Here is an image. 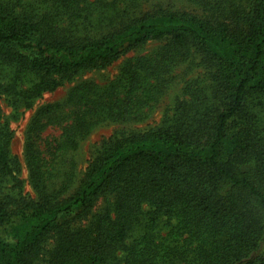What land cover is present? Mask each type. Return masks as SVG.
<instances>
[{"label":"trees","instance_id":"obj_1","mask_svg":"<svg viewBox=\"0 0 264 264\" xmlns=\"http://www.w3.org/2000/svg\"><path fill=\"white\" fill-rule=\"evenodd\" d=\"M55 1L63 6L57 15L38 18L33 4L0 0V66L14 69L0 94L16 109L83 69L105 68L142 43L170 38L160 51L128 61L108 85L76 87L71 100L81 108L64 127L65 139L52 143L56 150L77 148L102 121L147 116L192 46L215 90L209 97L190 81V97L162 125L107 140L67 197L64 187L50 188L48 161L33 136L60 104L41 108L30 129L38 198L25 194L0 107V264H264V0H193L223 5V17L162 4L135 14L149 0H106L113 12L99 14V23L125 20L100 37L89 34L98 24L85 12L97 0Z\"/></svg>","mask_w":264,"mask_h":264},{"label":"rangeland","instance_id":"obj_2","mask_svg":"<svg viewBox=\"0 0 264 264\" xmlns=\"http://www.w3.org/2000/svg\"><path fill=\"white\" fill-rule=\"evenodd\" d=\"M92 1L93 0H89V2ZM121 1L123 4L128 2V0ZM217 1L228 4L229 0ZM55 2L56 5L54 6V0H24V4L34 5V10L39 14L37 16L38 18H43L45 13L52 15L51 11L55 14L58 13V8L63 6L59 5V2ZM160 4L182 10L194 11L205 16L218 14L223 17L224 14H226L224 12L226 7L221 4H218L217 7H205L193 0H149L142 2L137 8L134 7L132 12L135 14H142ZM123 7H126V5H123ZM66 11H69V8L63 9V12ZM86 11L92 12L91 17L94 20V24H98L92 26L89 30V34L92 36L100 37L124 25L125 19H119L116 23L110 25L107 23L102 24V22L99 23V14L102 12H105V14H112L113 12V8L107 6L106 0H97L96 3L91 5L87 4L85 12ZM56 17L58 18V16ZM84 19L86 21V18ZM52 21L55 22V19L51 17L48 22ZM169 40V37L159 40H149L148 42L136 46L105 68L83 69L74 74L70 79H67L59 88L44 92L42 96L35 99L31 107L16 109L3 94H0V107L2 108L4 119L13 132L11 150L13 154L17 155L22 164V173L20 175L24 180V190L27 196L32 198L39 197V193L35 190L31 179L27 146L32 136L30 129L33 125V120L38 111L44 106L48 104H60V108L53 115L52 121L41 131L33 134V136L37 137L38 147L43 151V155L48 161L51 178L49 179L50 188L52 190H59L64 187L63 195L67 197L79 187L90 162L98 154L107 140L115 135L127 134L133 131H144L160 126L164 123L167 115L174 116L178 101L190 97L185 91L190 81L193 83L192 86H194L196 90H202L204 94L208 93L209 97H211L215 90L211 69L204 63L203 55L192 46L188 56L186 58H181L175 67L172 83L155 103L147 116L132 120H105L98 123L86 138L80 140L77 148L69 147L58 151L52 147V143L56 144L58 140L65 139L63 138L64 127L73 122L76 109L79 110L81 108V105L71 100L72 91L76 87L88 82H93L100 86L108 85L122 75L123 69L128 61L137 59L142 55L154 54L160 51ZM11 66L13 65L9 63L0 66V82H7L12 79L11 77L14 73V69ZM29 83L28 80H23L22 86H28ZM258 112L260 116L263 117L264 106H260ZM48 117L49 115L43 117L42 122H47ZM103 205H105L104 199L98 203L97 209L103 207ZM3 234H5V230L4 227L0 225V235ZM163 234H167L165 229H163ZM50 246H52V244H50ZM37 264L47 263L40 260Z\"/></svg>","mask_w":264,"mask_h":264}]
</instances>
